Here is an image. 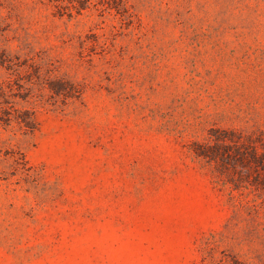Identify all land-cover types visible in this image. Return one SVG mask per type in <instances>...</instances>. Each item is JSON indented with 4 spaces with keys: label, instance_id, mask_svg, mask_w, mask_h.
I'll list each match as a JSON object with an SVG mask.
<instances>
[{
    "label": "rangeland",
    "instance_id": "obj_1",
    "mask_svg": "<svg viewBox=\"0 0 264 264\" xmlns=\"http://www.w3.org/2000/svg\"><path fill=\"white\" fill-rule=\"evenodd\" d=\"M127 7L0 5V50L82 89L0 128V264H262L264 0Z\"/></svg>",
    "mask_w": 264,
    "mask_h": 264
},
{
    "label": "trees",
    "instance_id": "obj_2",
    "mask_svg": "<svg viewBox=\"0 0 264 264\" xmlns=\"http://www.w3.org/2000/svg\"><path fill=\"white\" fill-rule=\"evenodd\" d=\"M2 1L0 0V5ZM47 2L59 15L82 14L91 7L102 12L113 10L122 14L128 12L127 0H47ZM1 71L5 78H0V128L12 123L19 125L25 132H32L36 128L34 111L19 109L15 101L17 97L24 100L32 98L34 105L56 104L59 100L65 104L68 99L79 97L82 93L81 87L71 79L54 76L53 69H44L36 61L21 60L20 56L12 55L6 50H0ZM205 260L206 264H249L238 255L225 250L219 256L210 253Z\"/></svg>",
    "mask_w": 264,
    "mask_h": 264
}]
</instances>
